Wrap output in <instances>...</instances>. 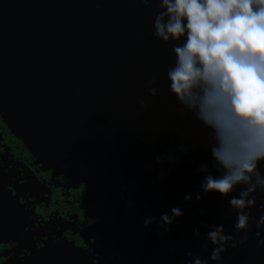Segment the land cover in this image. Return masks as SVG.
Here are the masks:
<instances>
[{
	"label": "water",
	"instance_id": "water-1",
	"mask_svg": "<svg viewBox=\"0 0 264 264\" xmlns=\"http://www.w3.org/2000/svg\"><path fill=\"white\" fill-rule=\"evenodd\" d=\"M158 12L157 3L144 0H0V113L54 167L72 169L82 163L88 168V156L95 168L105 166L111 132L152 157L175 154L176 159H165V167L181 168L190 177L208 225L210 219L211 228L223 225L226 234L234 233L236 216L229 199L239 195V188L228 198L201 189V164L215 176L220 173L212 167L209 130L193 113H179L169 89L166 71L175 54L171 43L152 35ZM50 53L62 59L49 60ZM50 70L58 73H44ZM153 77L155 97L148 91ZM141 99L146 108H141ZM154 167L159 172L165 168L158 162ZM262 205L264 193L258 192L257 204L249 210L254 218L261 215ZM256 231L253 227L248 241L235 249L233 264H264V245L257 244L264 240V229L260 236ZM190 239L184 240L178 257L197 246ZM213 247L207 239L204 249L211 252Z\"/></svg>",
	"mask_w": 264,
	"mask_h": 264
},
{
	"label": "flooded vegetation",
	"instance_id": "flooded-vegetation-1",
	"mask_svg": "<svg viewBox=\"0 0 264 264\" xmlns=\"http://www.w3.org/2000/svg\"><path fill=\"white\" fill-rule=\"evenodd\" d=\"M152 3L159 7L158 0ZM53 72L58 73H44ZM111 134L105 166L95 168L88 156V168L82 163L72 169L54 167L0 113V264H186L190 252L209 259L204 246L210 219L208 225L190 177L181 168L165 167L167 158L158 162L165 167L159 172L148 151L137 144L130 148L122 135ZM151 142L154 149L156 142ZM173 207L184 215L165 231L161 216L171 215ZM147 217L155 220L145 227ZM191 236L197 246L178 257ZM222 255V261L209 264H233L235 249Z\"/></svg>",
	"mask_w": 264,
	"mask_h": 264
},
{
	"label": "clouds",
	"instance_id": "clouds-1",
	"mask_svg": "<svg viewBox=\"0 0 264 264\" xmlns=\"http://www.w3.org/2000/svg\"><path fill=\"white\" fill-rule=\"evenodd\" d=\"M158 2L152 35L171 43L175 54L166 71L169 89L180 105L179 113H193L209 130L212 167L220 173L215 176L207 164H201L199 170L205 174L201 189L228 198L239 188V195L229 199L236 216L234 233L226 234L223 225H213L206 234L214 246L209 259L190 252L192 259L186 264L220 262L229 247L237 249L248 241L253 227L256 236L264 229V205L258 218L249 211L257 204V193H264V0ZM149 85V95L157 96V78H151ZM139 103L147 107L146 100ZM181 151L187 148L181 145ZM165 158L176 156L156 157L157 162ZM191 198L186 194V200ZM196 198L202 197L197 193ZM182 215L181 208L173 207L171 215L162 214L161 228L167 231V225ZM154 220L147 217L145 227ZM195 234L199 236V229ZM257 244L264 245V240Z\"/></svg>",
	"mask_w": 264,
	"mask_h": 264
}]
</instances>
